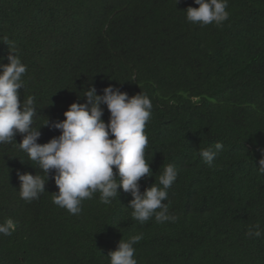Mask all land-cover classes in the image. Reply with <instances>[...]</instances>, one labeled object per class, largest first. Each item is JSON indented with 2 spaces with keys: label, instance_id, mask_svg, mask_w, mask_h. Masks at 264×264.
<instances>
[{
  "label": "trees",
  "instance_id": "trees-1",
  "mask_svg": "<svg viewBox=\"0 0 264 264\" xmlns=\"http://www.w3.org/2000/svg\"><path fill=\"white\" fill-rule=\"evenodd\" d=\"M189 7L199 5L0 0V63L14 42L27 66L20 102L34 97L39 144L61 135L44 127L47 119L64 121L70 105L86 103L84 91L94 86L103 95L112 86L153 104L145 128L153 176L141 179V193L168 164L178 173L163 202L175 222L134 220L123 189L109 205L97 192L71 215L53 203L59 189L51 177L38 200L20 197L17 172L43 173L17 133L0 145V223L17 225L11 236L0 234V264H110L122 239L141 234L138 264H264V236H246L257 223L264 230V0H228L222 26L189 22ZM217 143L223 151L209 167L199 153Z\"/></svg>",
  "mask_w": 264,
  "mask_h": 264
},
{
  "label": "clouds",
  "instance_id": "clouds-1",
  "mask_svg": "<svg viewBox=\"0 0 264 264\" xmlns=\"http://www.w3.org/2000/svg\"><path fill=\"white\" fill-rule=\"evenodd\" d=\"M198 8L186 10L187 20L206 26L215 23L222 26L229 19L226 11L228 0H194ZM7 38H5L6 40ZM11 54L8 63H0V145L11 144L17 133L23 136L19 145L31 161L41 169L43 175L17 172L20 181V197L28 203L38 200L46 191L50 177L58 187L53 203L66 209L71 215L82 211V202L100 193V201L109 205L119 195L120 189L133 197L129 202L134 220L141 224L155 217L156 222H175L177 217L169 214L163 203L168 199V189L177 181L174 165L168 164L156 182L143 193L140 191L142 178H151L153 172L145 159L148 136L145 134L153 104L146 94L129 97L119 88L109 86L103 95L97 94L93 86L84 91L86 103H73L64 113L66 119L51 123L47 119L44 127L51 126L61 135L46 144H39L41 131L35 128L36 108L34 97L21 104L19 91L24 86L23 76L27 66L21 62L14 42H7ZM193 101L198 98L193 97ZM107 106L110 113L106 124L102 117ZM114 139H110L109 136ZM223 144L214 149L200 151V156L209 166L223 151ZM264 156V151L261 152ZM116 169L114 172L113 169ZM258 171L264 174V158L259 160ZM55 173L54 176L52 173ZM15 221L8 218L0 223V234L11 236L16 231ZM246 236L251 239L264 236L257 223L250 226ZM141 235L122 239L115 251H110V264H138L135 259L136 245Z\"/></svg>",
  "mask_w": 264,
  "mask_h": 264
}]
</instances>
